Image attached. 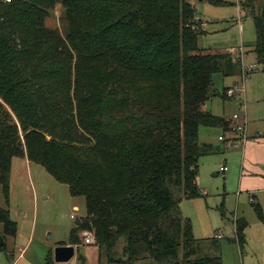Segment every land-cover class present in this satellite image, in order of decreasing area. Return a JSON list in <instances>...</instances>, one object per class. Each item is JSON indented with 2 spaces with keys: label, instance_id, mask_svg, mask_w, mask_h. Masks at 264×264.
<instances>
[{
  "label": "trees",
  "instance_id": "1",
  "mask_svg": "<svg viewBox=\"0 0 264 264\" xmlns=\"http://www.w3.org/2000/svg\"><path fill=\"white\" fill-rule=\"evenodd\" d=\"M57 4L60 30L46 24ZM243 6L264 62V0L257 13L254 0ZM196 18L186 0H0L6 201L12 160L24 157L84 198L86 215L68 244H78L76 230L93 232L99 261L222 264L220 244L194 238L179 204L202 195L198 160L213 148L198 141L199 128L230 131V121L204 108L216 95L212 77L241 74V66L228 52L200 50ZM0 223L15 236L8 209L0 208ZM246 225L234 222L240 247Z\"/></svg>",
  "mask_w": 264,
  "mask_h": 264
},
{
  "label": "rangeland",
  "instance_id": "2",
  "mask_svg": "<svg viewBox=\"0 0 264 264\" xmlns=\"http://www.w3.org/2000/svg\"><path fill=\"white\" fill-rule=\"evenodd\" d=\"M186 1L204 21L196 18V30L205 32L198 39L201 51L217 53L237 48L230 54L241 58L240 66L247 68L253 65L244 80L240 74L226 77L214 74L212 87L216 95L208 99L204 107L211 113L229 117L241 110L242 117H245V138L254 144L264 142V62L258 60L254 50L256 33L251 11L243 6L245 0H222L226 2L224 5H212L207 0ZM261 4L262 0H254L255 13L261 9ZM62 15L63 8L57 4L46 24L60 30ZM229 89L233 90L231 96L226 93ZM221 92L225 100L220 97ZM228 121L230 131L224 134L217 128H200L198 141L210 144L213 150L198 160L197 184L202 195L183 199L179 204L180 214L189 219L194 238H212L220 244L222 264H264V241L259 235V229L264 225L250 205L251 194L257 195L255 200L260 204L264 217V181L259 184L258 192L250 191L253 187L245 189V183L252 181L243 176L253 171L247 165L242 170L243 158L250 163V157L259 153L261 148L246 149V139L230 146L219 141L218 135H224L226 139L244 137V134L240 136L233 131L234 123ZM23 158L12 160L8 202L0 186V208L8 209L9 218L16 225V234L11 236L4 233L0 223V237L5 242L4 250L0 251V264H57L53 249L70 242L72 230L83 222L86 215L85 201L82 196H71L67 185L56 181L42 166L24 158L25 162ZM222 164L227 170L218 173L217 168ZM76 219L80 224H75ZM240 219L247 223L242 247L234 241V222ZM76 231L78 244L72 245L75 255L61 264H106L103 255L99 261L100 252L94 244L93 232ZM217 234H221V238H217ZM88 237L92 242L85 243ZM120 248L121 244L116 248L118 252ZM79 255L84 260H79ZM137 264L156 263L142 260Z\"/></svg>",
  "mask_w": 264,
  "mask_h": 264
},
{
  "label": "crops",
  "instance_id": "3",
  "mask_svg": "<svg viewBox=\"0 0 264 264\" xmlns=\"http://www.w3.org/2000/svg\"><path fill=\"white\" fill-rule=\"evenodd\" d=\"M197 18H200L199 16H197ZM200 20H202L201 18H200ZM203 21V20H202ZM204 22V21H203ZM204 24V23H203ZM239 48H241L242 49V47H239ZM235 49H237V48H235ZM235 49H233V48H231V49H229L228 50V52L229 53H232L233 51L235 52ZM227 52V51H226ZM242 56V55H241ZM234 57V56H233ZM234 58H236V59H238L237 57H234ZM239 59H241L240 57H239ZM241 75V74H240ZM227 100V99H226ZM205 108V107H204ZM206 109V108H205ZM210 111V110H209ZM211 112V111H210ZM239 114H241V110L238 112ZM213 115H216V116H221V117H224L225 119H227V120H231V117L232 116H226V115H220V114H216V113H212ZM242 115V114H241ZM201 128V127H200ZM199 128V132H198V140H199V138H200V134L199 133H201V129ZM218 129V131H219V133H221L222 134V132H221V129H219V128H217ZM219 136L220 135H218V140H219ZM220 141V140H219ZM200 143H204V142H200ZM246 149L248 148V150L250 149V151H251V149H253L254 147L257 149H259V148H261V149H259V153H257V154H255L253 157L251 156H249L250 157V163H249V160H245L246 158L244 157L243 158V160H242V170H244L245 168V166L247 165L248 167H250L251 168V170L253 171V172H251L250 174H247V175H245V176H243V174H242V176H243V178H247L248 180H250V181H252V183H250V182H246L245 184V189L246 188H250V187H253L254 189H250V191H259V188H258V186H259V184L262 182V181H264V142H262V143H257V144H254V143H250V141H249V139H246ZM261 146V147H260ZM225 148H226V146H224ZM245 156H246V154H245ZM247 157H248V155H247ZM248 157V158H249ZM247 158V159H248ZM24 160V159H23ZM25 161V160H24ZM26 162V161H25ZM223 163H225L224 161H223ZM221 166V165H220ZM219 166V167H220ZM219 167L217 168L218 169V173L220 172L219 171ZM216 172V173H217ZM221 173V172H220ZM215 175V174H214ZM217 175V174H216ZM243 178L241 177V182L243 181ZM252 185V186H251ZM257 189V190H256ZM201 193H203V192H201ZM206 194V193H205ZM204 194V195H205ZM250 198H252V201H250V205L252 206V204H258L259 206H260V204L258 203V202H256V200H255V198H257V195H255V194H251V196H250ZM261 207V206H260ZM261 221V220H260ZM263 223V225H264V222H262ZM246 227H247V225H246ZM246 229V228H245ZM245 231V230H244ZM259 235H260V238L264 241V228L263 229H259ZM66 245H70V244H66ZM79 257H81V255H79L78 256V259L79 260H84V257L82 256V258H79Z\"/></svg>",
  "mask_w": 264,
  "mask_h": 264
},
{
  "label": "built area",
  "instance_id": "4",
  "mask_svg": "<svg viewBox=\"0 0 264 264\" xmlns=\"http://www.w3.org/2000/svg\"><path fill=\"white\" fill-rule=\"evenodd\" d=\"M240 62H241V59H240ZM252 69H253V65L248 66L247 68L241 67V80H244L246 78V73L248 71H251ZM237 86L238 85H236V88H237ZM239 91H242V88L239 89ZM226 93H227V95L231 96L233 94V90L229 89V90H227ZM240 106L243 107L242 104ZM231 120L234 123V127L232 128V130L237 132L240 136L244 134V137L243 138H235V139H233V138L232 139H226V137H224V135H220L219 140L222 141L224 143V145H226V146L235 145V144H237L241 141H244L246 139L245 138L246 135L244 132V130H245V126H244L245 117H242V115L239 113H235L232 115ZM226 170H227V167L225 164H222L219 167V171L221 173H224ZM250 201H252V198H250ZM217 238H221V234H217ZM91 240L92 239H90L88 237L84 241H85V243H90V242H92Z\"/></svg>",
  "mask_w": 264,
  "mask_h": 264
},
{
  "label": "water",
  "instance_id": "5",
  "mask_svg": "<svg viewBox=\"0 0 264 264\" xmlns=\"http://www.w3.org/2000/svg\"><path fill=\"white\" fill-rule=\"evenodd\" d=\"M202 1V0H198ZM79 219H76L75 224H79ZM5 244L2 237H0V246ZM75 255V248L72 245H58L53 249L54 262L57 264L68 262ZM79 258H82L79 257Z\"/></svg>",
  "mask_w": 264,
  "mask_h": 264
}]
</instances>
